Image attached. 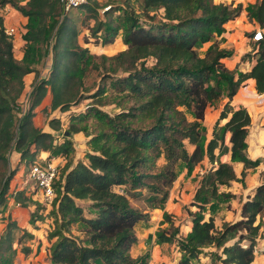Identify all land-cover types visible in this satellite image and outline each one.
Wrapping results in <instances>:
<instances>
[{
  "label": "trees",
  "instance_id": "16d2710c",
  "mask_svg": "<svg viewBox=\"0 0 264 264\" xmlns=\"http://www.w3.org/2000/svg\"><path fill=\"white\" fill-rule=\"evenodd\" d=\"M132 1L135 6L125 3L129 9L114 7L126 9L118 26L111 19H98L95 0H84L66 9L61 0H26L24 5L18 0H0V8L8 4L26 18L21 33L22 56L16 59L12 49L15 34L5 33L0 15V208L10 194L9 182L19 166L26 175L33 163L44 164L61 156L63 160L57 164L52 183L54 196L43 214L51 217V226L46 230L50 262L142 264L129 252L137 242L135 224L149 218L148 208L163 207L177 175L176 165L189 172L205 157L211 165L201 173L189 201V205L195 206L188 210L189 230L177 238L174 227L170 232L157 233L155 239L174 240L183 254L180 264L198 254L209 255L212 264H252L260 225L264 226V181L252 186L246 197L240 199L235 219L222 221L217 227L211 212L222 201L221 194L226 199L233 196L218 192V185L240 179L247 168L261 160L251 159L245 152L248 111L240 105L233 107L229 100L246 78L254 80L257 92L264 91V0L245 6L233 0ZM72 8L88 12L84 19L92 18L94 22L86 26L89 32L96 34L103 29L94 42L111 43L121 28L125 48L112 55L91 53L79 41L81 31L71 15ZM242 10L250 23L262 31L261 39L252 43L251 53L241 56L253 57L246 71L228 68L222 59L231 50L212 41L223 30V24ZM206 42L210 44L199 53L196 46ZM48 55L49 66L41 71ZM95 58L109 61L105 70L119 68L125 73L109 83L116 93L114 103L121 108L110 114L90 103L84 112L72 113L71 105L86 90L84 73L98 69ZM147 58L151 60L149 65L145 63ZM27 72H32V79L22 109L19 97ZM211 80L224 83L227 101L218 118L226 119L220 125L221 133L213 128L203 142L200 117L206 105L222 93ZM105 89L100 83L89 96L101 95ZM47 91L49 103L40 110L46 113L48 131L32 121L34 108ZM121 98L129 99V105L123 104ZM54 110L63 115H48ZM185 111L193 118L188 119ZM87 116L98 122L91 134L84 124H77V120ZM81 131L90 134L86 140L89 148L84 149L83 157L76 155L72 140V135ZM223 131H229V157L222 161L218 156L225 148L221 149L218 141L222 140ZM41 152H46L43 160L38 159ZM11 153L17 154L13 167L9 165ZM159 157L162 162L156 165ZM235 161L241 163L239 178L232 167ZM144 190L149 207L133 206L131 198L143 196ZM12 197L19 205L30 201L23 189L14 190ZM82 200L88 202L85 207ZM45 207L43 203L35 205L36 210ZM164 218H168L166 213ZM74 223L80 224L82 236L71 233ZM18 230L14 221L7 220L0 233V252L11 250L13 242H19L22 236H31L25 229L17 234Z\"/></svg>",
  "mask_w": 264,
  "mask_h": 264
},
{
  "label": "rangeland",
  "instance_id": "374dc122",
  "mask_svg": "<svg viewBox=\"0 0 264 264\" xmlns=\"http://www.w3.org/2000/svg\"><path fill=\"white\" fill-rule=\"evenodd\" d=\"M95 1L98 5V10H97L98 19H100L102 21H107L108 19L109 20L111 19L112 21L117 23L118 26H120L122 24L121 19L123 18V10H126V9H124V8L115 9L114 7L117 5H119L120 7H124V6H126L125 3H130V5L135 6L134 1H132V0H129V1L128 0H95ZM224 1L228 2L229 0H224ZM19 4L24 5L21 2ZM109 5H111V6L108 7ZM107 7H108V9L105 10ZM126 8L129 9L128 6H126ZM70 11H71V15L73 16V19L75 20V25H77L81 31L80 35L78 36L79 41L83 46L88 47V49L91 53L96 54V55H99L101 53H104L105 55H112V54L116 53L117 51L125 48V44H123L122 38H121V28H118L117 34L111 43H109V44L96 43L93 40L96 38L95 36H97V35L101 36L103 34V29L96 32V34H92L91 32H89V29L87 28V27H90L91 25H93L94 22H93L92 18L84 19V16L87 15L86 13H88V12H84V10L80 9V8H72ZM105 11H107V13ZM135 12H137L136 9H135ZM139 18L141 19V21H145V22L147 21V19H145V18H142V17H139ZM237 18H238V21L236 22V25L232 26V27H236L238 29V31L240 32V34L243 37L248 39V40H246L247 41V47L245 46L246 43H244L245 44L244 45L245 46L244 51L250 52L252 50L253 44H252V40L248 38L249 36H247L246 33L253 31L254 25H252V23H250V21L245 17L244 12H243V15L239 14V16ZM12 26L14 27V29H16V30L18 29V31H20V28L24 27L21 23L20 24H12ZM223 29H224V27H223ZM234 30H235L234 28L229 29V31H234ZM81 33H83L84 35L83 34L81 35ZM14 34H16V32ZM84 38H89L88 42H83L82 40ZM222 39L225 40L226 39L225 36H221L219 38H212V41L216 42L219 47H224V48L231 50L232 53L223 59V63L227 67L230 66L231 69H236V70H240V71H241V69H246L249 65V61L248 62L245 61V62H243V65L242 64L240 65L239 61L236 58L237 55H239L238 54L239 51H241L240 49H242V48H235V46L231 42H230V44L223 45L224 41ZM210 42L198 44L196 46L198 52L203 53V51L208 47ZM93 61L97 64L98 69L97 70L96 69L87 70L84 73L83 82H84V86H85L86 90H83V94H81L82 97L80 98V100L76 104L71 105L70 110L72 111V113L84 112L86 110V107L90 103H95L102 110H104L110 114L118 111L121 108V106H118L116 103H114L116 93L109 86V83L112 79H114L118 75H123L125 73L119 68L116 69L115 71H110L108 69L105 70L104 65L105 66L108 65V63H109L108 60L102 61L99 58H95ZM150 62H151V60L149 58L145 59V63L147 65H149ZM42 71H43V68H42ZM23 81H28L27 76L26 77H25V75L23 76ZM100 83H102L103 85L106 86L105 92L101 95L90 97L89 96L90 93L92 91H94L96 89L97 85ZM210 83H212L213 85H217V87L221 88L222 93L217 98H215L209 102V104L205 107V109L202 113V116L200 117L201 138H202L203 142L210 136V134H208L209 132H207L209 130H207V128H205L206 123H204V120H206V122H208L209 119H211V112L215 111L217 109V107L222 104L223 99L225 97V87H224L223 82H217L216 83L213 80H211ZM25 92H26V87H23L22 93L20 95L21 98L23 97ZM121 101L126 106L129 105V102H130L129 99L124 101L123 98H121ZM22 104L23 103H20L21 106H22ZM40 108L38 109V111L42 113ZM54 112L57 113L56 110ZM185 116H187L188 119L193 118L192 114L190 112H187V111H185ZM37 117L40 120L39 115ZM38 119H36V122H39ZM210 121L211 122L213 121V123L211 125V129L214 128L215 131H218L219 133H221L220 125H219L220 122H218V120L216 118L211 119ZM77 124H79V125L84 124L87 132H90V134H91V133L96 131V126H97L98 122H97V120H95V118H93L91 116H87V117H84L82 120H77ZM90 134L85 135L84 132L81 131V132H78V133H75L72 135V137H74V139H75L73 144L75 146L76 154L80 157H83L84 149L89 148L86 140L88 139ZM218 143H221V149H223L222 147L225 148V149H223V151L227 150V147L222 144L221 139L218 141ZM216 149L218 151L219 148L218 147L215 148V151H216ZM161 162H162V159H161V157H159V159H157V161H156V165L161 163ZM9 165H10V167L14 166V160L13 159L11 160L9 158ZM196 167H197L198 171H202V173H203L210 166L207 165L204 162V160H201L196 165ZM175 169L177 172L175 179H177L179 177V175H181L180 172L182 170V167L178 168V166L176 165ZM198 175H201V173L195 172L194 175L191 176L192 181H194V179H196V177ZM13 177H15V174L13 175ZM239 177L240 176L238 175V178ZM242 178H244V176L241 177L240 179H237L235 182H234V180H231L229 182V184H227V185L226 184L225 185H218L217 191L221 192V193H225V192L231 193L232 191H234L233 190L234 185L236 183L239 185L240 182L242 181ZM260 178H261V181L264 180V170H262V175ZM179 179H181V176ZM29 181H31V180L29 179ZM192 181H191V184H192ZM169 189L171 191V193L169 194V195H171L170 200L173 203L177 202L176 210H178L177 211L178 213H176V214L170 213L169 214L162 207V208H159V210L161 209L160 212H158L159 210L155 212V215L157 216L155 218V220H153L152 222H146V223L141 221V222H139V224H137V226L134 229V232L136 233V235H138L139 241H137L132 246V249H131V253H132L131 255H136V256H133V257L137 258V259H135L136 261L140 260V261H142V263H147V264H180L181 263L180 261L183 259V254L178 249L177 243L173 242L174 240H172L170 242H165V241L158 242L155 239V236L157 233H159V232H162V233L170 232V231H172V229L174 227H177V232L175 234V237L180 238V237L185 235V231H186L185 226L186 225L184 224V222H185L184 216H185V214H188V210H190V208L188 206L183 205V203L181 204V207H180L179 204H180L181 200L174 197V195L178 196L180 191H184L185 194L189 193L191 190L190 185L187 188H182V184H180V185L175 184L172 188L170 187ZM145 193H147V192L144 190L143 196L137 197L135 199L131 198L130 203L135 207H139V208H143V207L145 208L146 207V208H148L149 202H147L145 200V196H144ZM221 198H222L221 202L224 205H227V207H228L230 204H229V202H227L228 200L224 197V194H221ZM81 203H82V206L85 207L86 203H88V202L86 200H82ZM178 205H179V207H178ZM48 207L49 206H46L45 208L48 209ZM206 207L208 208V203L205 205V208ZM191 208H193V207H191ZM193 209H195V208H193ZM171 210H173V209H171ZM165 213H166V216L168 215L167 219L164 218ZM177 214H178V216H177ZM40 216L43 218L44 215L42 213H40ZM170 216H173V218ZM44 218L45 219H42L43 222L45 223L44 229L47 230L51 226V223H50L51 217L45 215ZM157 218H159V219H157ZM177 219L180 221H183V222L179 223V225H178ZM79 227H80L79 223H74V224H72V228H71V233L74 235H77L78 237L82 236V231L79 229ZM22 242H20L19 243L20 245H17L16 247H14V245H13L11 250H8L5 252H0V264H14V262H16V254H18L19 259H20V255H22L23 253L26 254L28 246L23 244ZM45 258H46V256L44 255L43 259H45ZM253 263L254 264H264V242L263 241H261L260 244H257V252L255 254V258H254ZM186 264H212V263H211V257L209 255L198 254L196 257L189 258V260ZM219 264H222V263H219Z\"/></svg>",
  "mask_w": 264,
  "mask_h": 264
},
{
  "label": "crops",
  "instance_id": "0c3cea01",
  "mask_svg": "<svg viewBox=\"0 0 264 264\" xmlns=\"http://www.w3.org/2000/svg\"><path fill=\"white\" fill-rule=\"evenodd\" d=\"M233 1L234 2L239 1L242 4V6H244L247 3L253 2L254 0H233ZM18 2L25 4L26 0H18ZM243 12L245 14L244 10H242L239 14L243 15ZM0 15L2 16L4 27L12 26V24H20V23L24 26L25 21H26L25 16L21 15L16 9L12 8L8 4L0 8ZM236 18L225 22L223 24V27H224L223 31L220 34L215 35L214 38L225 36L226 39L225 40L222 39L224 41L223 45L230 44L231 42L235 46V48H242L240 49L241 51H239L238 53L239 55H237L236 58L239 61L240 65L241 64L243 65V62L245 61L246 62L249 61L248 67L246 69H241V71H246L249 69L250 65L253 63V57H251L250 59L241 58L242 55L247 53V51H244L245 50L244 47L245 46L247 47L246 40L248 39L243 37L236 27H232V26H235L236 22L238 21V18L237 19ZM230 28H234L235 30L229 31ZM24 30H25V27L20 28V31H18L17 29L16 34L12 38L13 55L15 56L16 59H20L22 56V46H23L24 40L21 38V33ZM253 42L254 41H252V43ZM244 43H246V45ZM49 62H50V55L46 56L44 60V64H43L44 68L42 66L43 71H45V69L48 68ZM228 68H230V66ZM26 76L28 80V81H24V87H26V92L24 93L22 98L19 97V100L21 101V102L19 101V104L23 103L22 106L20 105L22 109L25 105L26 94L30 90L32 72H27L25 74V77ZM49 99H50V94L47 91L41 103L34 108L35 114L32 117V121L35 126L40 127L41 129L47 130V131L49 130V127L46 124V113H41L38 111V109L40 107L46 106L49 103ZM226 101H227V97L225 96L222 104L218 106L215 111L211 112V119L216 118L218 122H220L219 125H221L226 119V118H218L219 112L223 104ZM229 104L232 105L233 107H237L239 105L243 106L248 111L249 116H250V123L248 125V131L245 137V141H246L245 152L249 158L251 159L259 158L261 160L255 166L247 168L245 170L244 178H242V181L240 182V184L238 185L236 183L237 185L236 184L234 185L233 187L234 191H232L233 193L231 192L233 196L227 199L228 200L227 202H229L230 205L227 207V205H224L222 202H219L218 207H216V209L213 212H211L214 218V224L217 227H219L222 221H229V220H233L236 217H238L237 208H238L240 199L246 197V194L250 192V189L252 186L262 182L260 177L262 175V170H264V163L262 162V156L264 155V91L257 92L254 88V80L252 78H246L243 82H241V84L238 86L233 96L230 98ZM54 111L49 112L48 115H52L53 113H55L56 115L57 114H61V116L63 115V112L56 113ZM38 115H39L40 120L37 117ZM36 119H38L39 122H36ZM211 119H209L208 122L204 120V123H206L205 128L209 130L207 132H209L208 134H210V136L212 134V129H213V128L211 129V125L214 121L213 120L211 122L210 121ZM228 137H229V131H223L222 144L227 147V150L226 151L224 150L218 156V159L222 161L228 160V157H229ZM72 140L75 141L74 137H72ZM215 152H217V149ZM45 156H46V152H41L38 155V159L43 160ZM10 159L14 160V165H15L16 160H17V154L11 153ZM62 160H63L62 157L58 156L56 158L48 159L47 161L60 164ZM202 160H204V162L207 165L209 166L211 165V163L208 162L205 157ZM232 167L234 169L236 176L238 177L239 171L241 169V163L237 161L232 162ZM195 172L202 173V171H198L196 166H194V168L190 170L189 172H186L185 168L182 167V170L180 172L181 175H179V177L174 180V182L172 183L173 185L171 186L172 188L175 184H178V185L182 184V188H187L190 185L191 190L189 193L185 194L184 191H180L178 196L174 195V197L181 200L179 204L180 207H181V204L183 203V205L188 206L190 210H194L193 208H195V206L189 205V201H191L194 189L200 177V175H198L196 179L192 181L191 176H193ZM180 176H181V179H179ZM191 181H192V184H191ZM235 181L236 180H234V182ZM17 189H23L24 194L27 195V197L29 196L28 197L30 199L29 203H27L26 205L16 204V201L12 197V193L14 190H17ZM8 190L10 191V194L7 196L4 204L0 208V210H2V214L4 215V218L0 220V233H2L5 230L7 220H12L15 222L16 226L20 229L16 232L17 234L21 232V229H25L29 234H31L30 237L22 236L19 242H13L12 246L14 245V247H16L17 245H20L19 243L22 241H23L22 242L23 244L28 246L27 253L26 254L23 253L22 255H20V259L18 257V254H16V262H14V264H52L49 259V250H48L50 240H48V238L46 237V230L44 229L45 223L42 220L45 218H42L41 216L40 218L38 217L39 214H37L38 212L44 214L43 212L46 211V208H44L43 210L35 209V205L39 204V192L37 188L35 187L34 183L26 179V175H25V172L22 166H19L17 172L15 173V177H12V179L10 180ZM170 193L171 191L169 189L168 195H167L168 197L163 203V209L166 210V212L169 214L170 213L176 214L178 213L177 212L178 210H176L177 202L173 203L170 200L171 199V195H169ZM190 206L193 208H191ZM158 210L159 208L157 207H153L150 209L148 208L147 211L150 214L149 218L146 221H143V220L138 221L135 224L134 229L137 226V224H139V222L141 221L146 223V222H152L153 220H155V218L157 217L155 215V212ZM160 210L158 212H160ZM206 210H208V208ZM33 211H35V213H32ZM207 214H208V211L204 212V216H206ZM170 217L173 218V216H170ZM184 218H185L184 224L186 225L185 227L187 231L190 228L189 215L185 214ZM3 219L5 220V222L3 221ZM261 219L262 221H264V214L261 215ZM181 222L183 221H180L177 219L178 225ZM263 231H264V226L260 225V235L257 238L256 244L254 246V258L257 252V244H260L261 241L264 242V232ZM136 237H137V241H139L138 235H136ZM131 249L129 251L130 255L132 254ZM44 255L46 256L45 259H43ZM131 256L133 257L136 255H131ZM253 262L254 260L252 261V264H254Z\"/></svg>",
  "mask_w": 264,
  "mask_h": 264
},
{
  "label": "built area",
  "instance_id": "2783aa9c",
  "mask_svg": "<svg viewBox=\"0 0 264 264\" xmlns=\"http://www.w3.org/2000/svg\"><path fill=\"white\" fill-rule=\"evenodd\" d=\"M64 9L68 8L70 5H74L75 3L84 1V0H61ZM4 31L7 34H13L16 32V29H14L13 26H7L4 27ZM251 35L248 37L252 41H257L261 39L262 37V31L258 26L253 27V31H251ZM44 75V73H43ZM24 108V107H23ZM57 174V164L46 161L44 164L40 163H33L26 173V179H30L35 187L37 188L39 192V203L46 204V206H49L53 196H54V190H53V179L56 177ZM18 204V202H16ZM4 218V215L2 214V210H0V220ZM5 222V220L3 219ZM1 221V222H3ZM147 264V263H142Z\"/></svg>",
  "mask_w": 264,
  "mask_h": 264
}]
</instances>
